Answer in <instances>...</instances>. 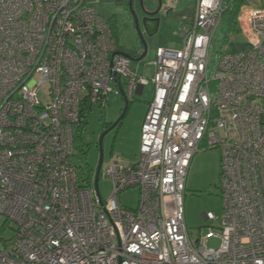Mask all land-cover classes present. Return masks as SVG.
<instances>
[{"label": "built area", "instance_id": "1", "mask_svg": "<svg viewBox=\"0 0 264 264\" xmlns=\"http://www.w3.org/2000/svg\"><path fill=\"white\" fill-rule=\"evenodd\" d=\"M225 11L198 0L182 47H158L149 79L88 0H0V264H264V10L241 11L246 47L212 71ZM150 85L138 159L102 167L104 202L96 173L83 181L70 162L77 130L121 88L130 101ZM203 144L221 150L224 217L192 238L184 200ZM134 188L135 212L119 201Z\"/></svg>", "mask_w": 264, "mask_h": 264}, {"label": "rangeland", "instance_id": "2", "mask_svg": "<svg viewBox=\"0 0 264 264\" xmlns=\"http://www.w3.org/2000/svg\"><path fill=\"white\" fill-rule=\"evenodd\" d=\"M88 2L112 24L118 46L127 54L133 55L135 59L140 58L143 37L148 53L142 61H135L132 66L134 73L138 76H146L149 79L153 77L155 69L152 62L156 60L158 47L172 49L182 47L179 21L174 16L160 15L159 8L162 0H133L132 8L138 17L139 30L130 10L131 0H88ZM154 12H159L156 15L161 18L159 25L149 19L145 21L147 14ZM238 26L241 28L240 21ZM241 34L240 29L232 32L229 30L228 15H224L213 39L212 71L222 53L235 54L246 47ZM38 95L44 105L48 104L50 87L41 86ZM153 97V85L146 87L142 96L135 95V100L130 103L129 112L121 125L106 135L103 143V168L110 163L115 154L120 155L125 163L137 161L140 152L141 130ZM125 106L126 99L122 94L111 95L107 107L94 108L87 117L85 128L78 131L75 142L76 154L70 158V162L77 169L81 180L88 176L86 168L92 172L97 171L100 159V135L108 126L107 124L116 123L120 119ZM205 148L203 144L201 151L194 156L187 179L184 206L186 224L192 238H197L200 232L208 227L219 229L224 217L220 191L221 150H205ZM98 185L102 200L107 202L113 192L112 182L100 178ZM119 201L123 207L136 210L139 206L140 190L134 188L123 192L119 195ZM207 213L213 214L216 220L206 221L204 216ZM13 236L14 233L11 230L5 234L6 239H11ZM220 244V239H212L208 242V247L217 249Z\"/></svg>", "mask_w": 264, "mask_h": 264}, {"label": "crops", "instance_id": "3", "mask_svg": "<svg viewBox=\"0 0 264 264\" xmlns=\"http://www.w3.org/2000/svg\"><path fill=\"white\" fill-rule=\"evenodd\" d=\"M197 1L198 0H162V2H161L162 5H161V8L159 9V12H161L160 15L163 17L174 16L175 19L179 21V24L181 25V28H182L183 24H184L183 23L184 19L185 18L191 19L192 15L194 14ZM244 9L264 10V0H244L242 3V7L240 9V12L243 11ZM236 29H240V31L242 33L241 35L244 38V41H245L244 43L246 45V38H245V34H244L243 30L241 28H239L238 24L235 27V31H236ZM181 44H182V40H181ZM137 95L141 96L140 91L137 93ZM128 110H129V106H128ZM128 112L129 111H127V114H128ZM127 114H126V116H127ZM110 123H112V122H110ZM140 144H141V141H140Z\"/></svg>", "mask_w": 264, "mask_h": 264}, {"label": "water", "instance_id": "4", "mask_svg": "<svg viewBox=\"0 0 264 264\" xmlns=\"http://www.w3.org/2000/svg\"><path fill=\"white\" fill-rule=\"evenodd\" d=\"M132 2H133V0H131V2H130V9H131V12H132V16L134 17V19H135V23H136V26H137V29L139 30V22H138V17L136 16V14H135V12L133 11V8H132ZM158 14V12H154V13H148L147 14V16L148 17H154V16H156ZM154 21V20H153ZM158 21V20H157ZM160 24V22L158 21V25ZM141 34V33H140ZM142 37V36H141ZM142 44H143V54H142V56L139 58V59H135L132 55H130V54H127V53H125L124 54V56H126V57H128V58H130L132 61H142L145 57H146V55H147V53H148V47H147V44H146V42L143 40V37H142ZM141 90V92H142V88L140 89ZM121 94H122V96L126 99V97H125V92H124V90L121 88ZM140 95H142V93H140ZM127 111H128V100L126 99V107H125V109H124V111H123V113H122V116L120 117V119L116 122V123H114V125H113V127H112V129H114L115 127H117L118 126V124L121 122V120H123L124 118H125V116H126V114H127ZM108 134V132H105L103 135H102V137H101V139H100V141H99V146H100V159H99V165H98V168H97V172H96V181H95V185H96V189H97V192H98V195L100 196V191H99V179H100V172H101V170H102V167H103V163H104V148H103V141H104V138L106 137V135Z\"/></svg>", "mask_w": 264, "mask_h": 264}, {"label": "trees", "instance_id": "5", "mask_svg": "<svg viewBox=\"0 0 264 264\" xmlns=\"http://www.w3.org/2000/svg\"><path fill=\"white\" fill-rule=\"evenodd\" d=\"M244 0H225V14L224 15H228V19H229V30L232 32L235 30V27L236 25L238 24V21H237V18H238V15L240 13V9L242 7V3H243ZM111 28H112V31H113V34L115 36V33H114V30H113V27H112V24L109 22ZM118 44V43H117ZM213 47V46H212ZM118 48L122 50V48H120L118 46ZM124 53H126L125 51H123ZM211 53H212V48H211ZM133 56V55H132ZM135 100V97L133 98V100H130L128 102V106L130 105V103H132L133 101ZM130 107V106H129ZM94 110V108H90V109H87V116H85V120H84V123L83 125L77 130V133L80 129H83L85 128L86 124H87V117L88 115ZM122 122V120H121ZM120 122V123H121ZM107 125H110V124H107ZM77 138V137H76ZM85 170V169H84ZM86 168V173H88V176L86 179H84L86 182L90 183L91 179L94 177L95 173L96 172H92L91 170H89ZM83 180V181H84Z\"/></svg>", "mask_w": 264, "mask_h": 264}, {"label": "flooded vegetation", "instance_id": "6", "mask_svg": "<svg viewBox=\"0 0 264 264\" xmlns=\"http://www.w3.org/2000/svg\"><path fill=\"white\" fill-rule=\"evenodd\" d=\"M161 5H162V3L160 2V8H161ZM143 8H144V7H143ZM160 8H159V9H160ZM130 10H131V9H130ZM148 19L151 20V21L154 20V23H155L156 25H158V21L161 22V18H159V17H157V16H154V17H148V16H147L146 19H145V21L148 20ZM157 20H158V21H157ZM113 125H114V123H111L110 125H108L107 127H105V129L103 130L102 134L100 135L99 141H100L102 135H103L105 132L110 133L112 130L118 128V127L121 125V123H119L118 126L115 127L114 129H112ZM107 135H108V134H107ZM104 139H105V138H104ZM103 142H104V141H103ZM99 145H100V144H99ZM99 149H100V146H99Z\"/></svg>", "mask_w": 264, "mask_h": 264}, {"label": "bare ground", "instance_id": "7", "mask_svg": "<svg viewBox=\"0 0 264 264\" xmlns=\"http://www.w3.org/2000/svg\"><path fill=\"white\" fill-rule=\"evenodd\" d=\"M134 212L136 211V210H133Z\"/></svg>", "mask_w": 264, "mask_h": 264}, {"label": "clouds", "instance_id": "8", "mask_svg": "<svg viewBox=\"0 0 264 264\" xmlns=\"http://www.w3.org/2000/svg\"><path fill=\"white\" fill-rule=\"evenodd\" d=\"M143 51V50H142ZM129 102V101H128ZM97 172V171H96Z\"/></svg>", "mask_w": 264, "mask_h": 264}]
</instances>
